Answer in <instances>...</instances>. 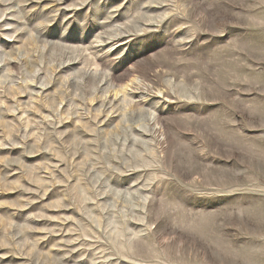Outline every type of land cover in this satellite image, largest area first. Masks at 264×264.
Segmentation results:
<instances>
[{
    "label": "rangeland",
    "instance_id": "obj_1",
    "mask_svg": "<svg viewBox=\"0 0 264 264\" xmlns=\"http://www.w3.org/2000/svg\"><path fill=\"white\" fill-rule=\"evenodd\" d=\"M0 264H264V0H0Z\"/></svg>",
    "mask_w": 264,
    "mask_h": 264
}]
</instances>
